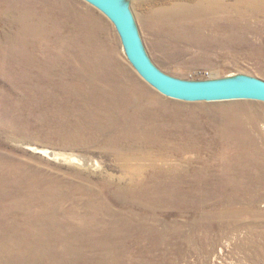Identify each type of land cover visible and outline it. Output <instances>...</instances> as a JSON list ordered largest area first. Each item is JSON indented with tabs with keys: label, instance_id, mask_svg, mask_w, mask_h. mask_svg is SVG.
<instances>
[{
	"label": "rangeland",
	"instance_id": "obj_1",
	"mask_svg": "<svg viewBox=\"0 0 264 264\" xmlns=\"http://www.w3.org/2000/svg\"><path fill=\"white\" fill-rule=\"evenodd\" d=\"M128 4L125 9L130 10L142 49L164 75L188 83L264 82V13L254 15L250 10L164 37L156 35L148 24L151 10L159 8L161 1L129 0ZM10 5L34 11L44 19L50 35L37 38L36 57L51 63L52 46V51L65 53L71 48L74 58L60 55L59 61L53 59L57 65L49 76L39 74L28 65L26 56L15 58L4 53L8 28L0 18V264H15L18 259H24L23 264H42L33 260L41 256L38 248H44V241L60 239L57 224L69 221L82 229V236L93 237L89 243L111 239L107 253L101 256L100 249L96 255L92 254L97 248L86 251L90 244L76 239L78 248L74 249L73 241L63 238L61 243L70 255L57 259L67 264L83 257L84 261H96L94 264H264V102H186L162 95L131 65L113 23L85 0H0V9ZM87 19L96 27L102 25L94 27L92 34L105 48L104 59L91 57L101 70H110L104 80L107 85L147 90L141 116L142 129L150 131L149 140L163 146L197 144L204 156L197 159L193 153H171L169 146L168 152H162L163 164L143 160L138 172L137 155L142 150L153 153L154 158L155 149H141L142 145L125 139L122 130H115L120 125L114 123L121 121L108 118L112 113L100 114L98 107L106 101L100 102L99 95L91 93V85L78 73L75 49L90 30ZM249 113L263 118L256 128L242 130H248L252 137V151L260 150V158L253 162L262 165L263 172L255 174L254 190L259 196L255 193L254 199L243 204V219L248 225L237 229L206 226L180 195L190 198L191 191L205 189L208 194L223 192L209 165L211 162L214 168L220 162L215 157L212 161L205 158L212 156L211 151L226 150L220 138L240 133L239 127L229 126L231 117L244 114L248 118ZM225 125L228 129L220 133ZM203 163L208 165L207 171H203ZM153 165L158 171L163 165L175 170L161 175ZM229 166L232 173L237 172L234 164L229 162ZM216 169L223 174L220 166ZM74 216L84 217L86 228L81 219L73 220ZM36 238L39 241L35 244ZM35 245L39 247L35 249Z\"/></svg>",
	"mask_w": 264,
	"mask_h": 264
},
{
	"label": "bare ground",
	"instance_id": "obj_2",
	"mask_svg": "<svg viewBox=\"0 0 264 264\" xmlns=\"http://www.w3.org/2000/svg\"><path fill=\"white\" fill-rule=\"evenodd\" d=\"M118 1L119 2L121 1L120 4H121L122 8L124 9V11L128 15H130V10L125 9L126 7L129 6V4H128L129 0H118ZM158 1L159 2L161 1L162 5L159 8H155V9L151 10L152 12L150 13V20H149L148 24H149V27L152 28L154 33H156V35H158V36L163 35L164 37L175 36V35H177L175 33H177L178 31L181 33L182 32L185 33L187 30H189L193 26H195L197 28L202 27L205 23L211 22L214 19L218 20V19H222V17L232 18L234 16L239 17V15L244 14L250 10H252L254 12V15L264 13V0H158ZM24 10H27V9H20L16 5L6 6L5 8L0 9V18L2 19L1 21L8 28V30H6V33H4V34H6V38L4 39L5 44L2 48L5 50L4 53H6L7 55L10 54L12 57H15V58H18L19 56H21V57L26 56L25 59L28 60V65L31 64L30 67L36 69L39 72V74L42 73L46 76H49L51 70L56 69V65H57L56 60L54 62L53 59L56 58L59 61L60 55L61 56L64 55V56H70L71 60H72L74 58V55L71 51V48H70V52L65 53V52H60V51H57V52L52 51V46H51V48H49L51 51L50 53L52 54V58H53L50 60L51 63H49L48 61L45 62V61L39 59L38 57H36L37 56L36 51L39 50L38 46L35 43L37 38L40 36L48 37L50 34L47 32V27L44 26V23H43L44 19L42 17H39L34 11L29 12V10L28 11H24ZM87 21L89 22L88 25L90 26V30L88 31L87 35L84 37L83 44L81 46H78L75 49V53H76V50H78V57L75 58L76 61L78 62V68H79L78 73L81 77L86 78L87 82L91 85V93L92 94L93 93L98 94L100 102L104 103V101H106L104 106L98 107L100 114L112 113V114L108 115V118L113 120V122H114L115 118L116 119L118 118L122 122V123L121 122H119V123L115 122L114 123V124L120 125V126L118 125L119 128H116L115 130H117V131L122 130V132H121V133H123L122 136L127 140L130 139L133 142H136L138 145L139 144L142 145L141 149H144L148 146L150 148L155 149V150H153L154 152L156 151L155 152L156 156H154V158L152 156L153 155L152 152H151L152 153V155H151L148 152H142V150L140 149L141 150L140 155H139L140 157L137 155V158H139V159H138V164H136L139 169H137V167L135 166L136 169L138 170V172L142 170V161L143 160L144 161H151V164H154L155 161L158 160L163 164V162H165V160H164V155H162V152H165V151L168 152L169 146H170L169 152H171V153L176 152L179 155L193 153L197 159L200 158L201 156H204V150L202 149V146L197 145V144L190 145L189 143L183 142L182 144L184 146L176 147L174 144L163 146L162 144H158L155 140H153V141L149 140L151 138H149L147 134L150 131H149V129L147 130V127H146V129H142L143 128L142 123H144V122H142V116H141L143 102L145 100L144 98L146 97V95H148V93L145 92L147 90L142 88V87L140 88L138 86H135L134 89H127V88H125V86L121 87V88L119 86L116 88H110L107 85V83L104 80L108 76V73L110 70L107 72L101 70L99 65L96 64V58L92 59V57H91V55H93V56H96L98 59H104V57L102 55V49L104 48V46L99 41H97L94 34H92V29L94 27H95V29H97V27H101L102 25L96 27V26H94L95 24L93 22H91L89 19H87ZM99 21H100V19H99ZM53 55H54V57H53ZM55 55H56V57H55ZM115 59H116V57H115ZM74 88H77V86L75 85ZM95 100H97V98ZM240 106L246 107V106H250V105L242 104ZM102 107H104V108H102ZM249 114H251V113H249ZM243 115L242 116H232L231 117L232 119L230 120V122H232V123H231V125H229V126H233V127H239L240 133H238L236 136L233 135L231 138H227V137L224 138V136H223V138L219 137L221 140H223L226 143V146H227L226 150L225 151L223 150L224 152H221V153H218L217 151H211L212 156L205 158L206 160L212 161V159H213L212 157H215L214 160H216L218 163L220 162V164H217L216 167L214 165L213 166L214 168H211V162H209L210 163L209 165H210L211 171L213 172L212 174L215 175V178L218 181V185H221V190L223 192L208 194L205 191L206 190L205 189L203 191H201V190L191 191V194H189L190 198L187 197L188 194L181 193V195H180V196H182V199L184 200L183 202L196 212L197 217H198L197 219L199 220V216H200V219L202 220V222L206 223V226H213V227L219 226V228L222 229V228H226V225H229L231 228L237 229L242 225H246L247 224L245 222L246 220L243 219L245 214H246L244 211V208H243V204L248 200V198L254 199V197L259 196V193L255 192V190H254V184H255V182H257L256 178H255L256 177L255 174L261 175L260 173H262L264 169L263 170L260 169L262 167V165H259V163L253 162V161L256 160V158H260L259 157V151L260 150L252 151V149H254L253 148L254 142L252 143V140H251L252 137L247 135L246 132L248 130L246 132H243L242 130H244V128H248V126L249 127L251 126L252 128H256L257 125H259L260 121L263 118L258 117V116L257 117H251V116H256V115H252V114L248 115L250 117L245 118V117H243ZM259 116H260V114H259ZM225 129H228L227 125H225V127L222 131L220 130V133L225 132ZM138 130H139L138 135L135 136L134 134H136V132ZM251 131L248 133H251ZM230 133H231V131H230ZM227 136H228V134H227ZM158 138H160V137H158ZM110 140H112V139H110ZM156 140L159 142L158 139H156ZM253 140H255V138ZM192 143H193V141H192ZM133 147L134 146H132V148ZM123 148H124V146H123ZM255 148H256V146H255ZM147 149H149V148H147ZM209 149L213 150L212 147H209ZM126 157H127V154H126ZM133 158H134V156H133ZM135 158H136V156H135ZM130 159H131V157H130ZM75 160H77V159H75ZM124 160L126 161V159H124ZM78 161H81V160H78ZM129 161H131V160H129ZM136 162H137V160L135 161V163ZM229 162L236 166L235 170L237 172H235V170H234L235 173H232V168H230ZM128 165H130V164H128ZM204 165H205V163H203V166ZM219 166L222 168L221 172L224 175L216 171L217 170L216 168ZM153 167H154V165H153ZM153 167H151V168H153ZM160 167H162V166H160ZM163 168L165 170L161 169L160 171H158L156 167H154L153 170L155 172L158 171V173L160 172L161 175H165L166 173H170V171L175 170L174 168H173V170L170 168L169 169L165 168L164 165H163ZM207 168H208V165H205L202 169H203V171L204 170L207 171ZM124 169H125V167H124ZM166 169H168V170H166ZM203 171H202V173H203ZM214 171H216V173H214ZM259 171H261V172H259ZM125 173H126V170H125ZM229 173L231 174L232 177H229ZM128 177H129V175H128ZM133 178H134V176H133ZM263 182H264V180H263ZM133 188H135V187H133ZM217 188H220V187L217 186ZM46 192L49 195L50 189H48ZM208 192H210V191H208ZM255 193H256V196H255ZM224 202H227V204H229V206H225V204L221 205ZM247 208H248V206H247ZM111 212H113V211H111ZM117 216H119V215H117ZM100 217H101V215H100ZM110 218H111V216H110ZM77 219H81L82 220L81 223L82 224L84 223V227L86 228V223H85L86 221H85L84 217L78 218V217L74 216L73 220H77ZM116 219H118V218H116ZM254 221H256V220H254ZM156 222H157V220H156ZM154 223H155V221H154ZM248 223H250V222H248ZM197 224L199 227L202 226V224L199 222H197ZM57 225L59 226V231H60L59 234L61 235V238L60 239H54L53 240L54 242L44 241L46 243V245L44 246V248L42 250H40L38 248L39 246L35 245L34 248L35 249L38 248V254L41 255L39 257L36 256L35 259H33L35 262L41 261L42 264H67L66 260L65 261L64 260L59 261L57 259L58 256L64 257L63 254L64 255H70L69 253H66L67 248L63 247L64 244L61 243L63 238L65 240L71 239L73 241V243L72 242H70V243H72V245L74 246V249L78 248V245L75 243V240L78 239L79 241H82L85 244L86 243L90 244L87 247L88 249L86 251H93L97 248L96 253L92 254V255H96L97 252H99V249L101 250V256L104 255L105 253H107L111 238H109V241H103V240L97 241L96 239H94V241L92 243H89L93 239V237L90 235L82 236L81 235L82 229L78 230L79 228L76 227L77 225L75 226L72 221H69L67 223L57 224ZM66 225H74V226H72L68 229H65ZM242 227H244V226H242ZM103 228L105 229V227H103ZM88 230H89V228H88ZM91 230H89V231L91 232ZM100 230H99V232H100ZM77 231L80 234H77ZM147 231H148V229H147ZM91 233H93V232H91ZM94 233H95V231H94ZM103 237H106V236H103ZM115 237H117V236H115ZM100 239H102V238H100ZM37 241H39V240L36 238L35 244L37 243ZM99 243H102L103 245H98ZM111 247H112V245H111ZM41 248H42V246H41ZM48 250H49V252H48ZM111 251H113V250L111 249ZM82 259H80L81 261L76 260L77 262L75 264H86V262L88 260H89L88 264H94V262H96V261L90 260L89 258L87 261H84ZM25 260L27 261V259H25ZM23 261H24V259H18V261H16L15 264H23ZM102 263H105V262H102ZM115 264H117V263H115Z\"/></svg>",
	"mask_w": 264,
	"mask_h": 264
},
{
	"label": "water",
	"instance_id": "obj_3",
	"mask_svg": "<svg viewBox=\"0 0 264 264\" xmlns=\"http://www.w3.org/2000/svg\"><path fill=\"white\" fill-rule=\"evenodd\" d=\"M102 12L116 27L127 58L140 77L162 95L186 102H227L238 100L264 102L263 81H214L188 83L158 71L142 49L130 15L118 0H85Z\"/></svg>",
	"mask_w": 264,
	"mask_h": 264
}]
</instances>
